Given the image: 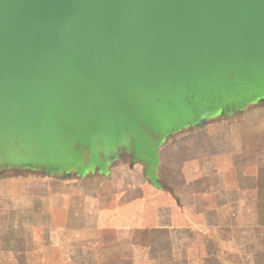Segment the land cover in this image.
Returning a JSON list of instances; mask_svg holds the SVG:
<instances>
[{
  "label": "rangeland",
  "instance_id": "374dc122",
  "mask_svg": "<svg viewBox=\"0 0 264 264\" xmlns=\"http://www.w3.org/2000/svg\"><path fill=\"white\" fill-rule=\"evenodd\" d=\"M255 72L230 77L234 83L185 87L178 100L157 99L140 110L157 160L152 167L117 127L92 128L86 147L70 137L0 145V264H264L260 231L241 227L264 224L259 183L251 182L255 173L246 168L251 144L264 146V74ZM261 164L257 177L264 179ZM244 176L247 185L240 181ZM124 180L156 188L153 197L172 211V224L206 226L205 233L174 234L177 252L192 236L187 259H88L87 235L77 229L88 227L91 216L88 201L76 195L107 193L110 220L126 223L132 214L116 206V193L127 190ZM15 200L24 211L11 206ZM105 239L113 240L110 232ZM201 240L205 259L197 258Z\"/></svg>",
  "mask_w": 264,
  "mask_h": 264
},
{
  "label": "water",
  "instance_id": "95a60500",
  "mask_svg": "<svg viewBox=\"0 0 264 264\" xmlns=\"http://www.w3.org/2000/svg\"><path fill=\"white\" fill-rule=\"evenodd\" d=\"M252 71L264 0H0V145L117 127L152 167L142 110Z\"/></svg>",
  "mask_w": 264,
  "mask_h": 264
},
{
  "label": "crops",
  "instance_id": "0c3cea01",
  "mask_svg": "<svg viewBox=\"0 0 264 264\" xmlns=\"http://www.w3.org/2000/svg\"><path fill=\"white\" fill-rule=\"evenodd\" d=\"M256 130H251L252 138L254 135H257V132H259V130ZM260 135L264 136L263 128L260 130ZM263 158L264 146L258 147L255 142L252 143L250 157L248 156V158H246V161L248 162L249 160L250 163L246 162V168L250 167L255 173L253 176L251 175V182L259 183V186L255 187V194L258 199L262 200H264V179L263 177H257V171L260 169V161L262 162L261 167L264 169ZM218 173V171L214 172V174ZM240 181L247 185L249 177L244 176L240 178ZM123 186V189L127 190H123V193H116L118 202V205L116 206L120 212L128 211L132 214V220H129L126 223L110 220L109 206L112 198H110L107 193L99 194L97 192L94 193L91 190L83 195H76L77 198L84 200L85 204L86 201H88V216H91V223L88 224V227L77 229V232H84L87 235L84 241L85 244L88 245V259H107V257L108 259H187V248L189 247V244L194 242V240L191 241L192 236L185 240L184 250L177 252L174 251V248L172 247L174 234L177 232H185L190 235L194 230L198 233H205L206 226L204 224H197L192 227L188 223L177 225L172 224L175 217L173 218V213L170 209H168L167 212V209H165L167 207L161 208L160 205L157 204L154 197L155 193H159V191H157L156 188L154 189L153 186L148 184L143 185V183L139 182L136 184L133 183V186L131 187L130 183L125 180ZM129 188H132V190H128ZM137 188H140V191H137ZM11 206H15L18 210L24 211L17 200H15ZM261 211L262 208H260V212ZM148 216L151 217L148 218ZM163 216H167L168 218L165 223L161 221ZM146 218L148 219L146 220ZM241 227L248 229L249 232L250 230H254L255 233L260 231L259 237L263 242L261 243L262 248L260 257H264V224L250 223L249 225ZM73 231L76 232L75 229H72L69 232ZM108 232L112 235L113 240L111 242L105 239V234ZM196 243L202 247L200 255L198 254L197 258L205 259L203 240L197 241ZM199 245L196 246L197 253ZM61 247L64 248L68 246L64 245ZM153 253L158 254L154 255ZM214 257L213 254L212 258Z\"/></svg>",
  "mask_w": 264,
  "mask_h": 264
}]
</instances>
